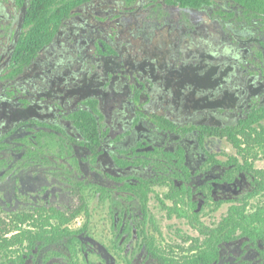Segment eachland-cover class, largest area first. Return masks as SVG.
Listing matches in <instances>:
<instances>
[{
    "label": "flooded vegetation",
    "instance_id": "flooded-vegetation-1",
    "mask_svg": "<svg viewBox=\"0 0 264 264\" xmlns=\"http://www.w3.org/2000/svg\"><path fill=\"white\" fill-rule=\"evenodd\" d=\"M30 1L0 0V238L17 235L0 264H60L56 256L81 264L93 247L107 264H117L118 253L128 264L137 256L187 264L204 231L221 223L230 231L234 206H264V13L233 0L236 9L217 10V24L177 21L169 33L185 58L175 66L162 45L145 54L118 41L116 19H132V10H95L96 27H106L81 55L27 77L79 8L140 0L85 1L13 74ZM164 1L205 9L229 0L197 8ZM233 37L249 53H222ZM62 213L72 218L64 223ZM219 247L205 264H264L260 238L242 234Z\"/></svg>",
    "mask_w": 264,
    "mask_h": 264
},
{
    "label": "rangeland",
    "instance_id": "rangeland-1",
    "mask_svg": "<svg viewBox=\"0 0 264 264\" xmlns=\"http://www.w3.org/2000/svg\"><path fill=\"white\" fill-rule=\"evenodd\" d=\"M227 3L233 5L234 9H236V6L238 5L233 0H229L221 1L220 3L205 7V9H182L179 6L165 3L164 0H140L134 5H130L128 2L103 3V6H99L98 2H93L86 8L87 11H84V8H79L77 12L67 19L66 25L54 44V48L46 49L40 53L39 62L41 65L39 67L35 66L32 69H28L25 73L27 74V77H30L32 73H43L44 69H47L50 63L55 62V59H64L66 57L72 58L81 55L82 52L85 51V43L89 41L90 38H97V34H100H95V29L100 30L102 29V26L106 27L105 22L102 26L100 24V27H96V23L99 21L95 18L94 11L100 9H114L117 13H119V10H132V19L128 17L116 19V21L119 22L117 24L119 27H115V29L118 28L120 30L118 41L124 43L129 40L139 49V51H142L145 54L151 53L154 47H160V45H162L163 49L157 50L162 52L161 54L164 55V58H170L175 66H179L184 62L182 59L185 58V55L178 51L179 47L175 41L176 39L174 38V41L172 40V35H174L175 31L171 34L169 31L171 29L174 30L177 21L180 20L186 21L189 26L192 25V22H196V20L199 19L207 21L210 26L212 24H217V20L214 16L216 15L217 10H223ZM155 14H161L162 17H145L147 15ZM138 15H140L139 18L137 17ZM143 20L146 23H144ZM148 21H152L151 23H154L155 26L153 27V25L150 24V26L145 27ZM3 25L5 27L6 24L3 23ZM83 27H85V30H83ZM0 28H3L2 24H0ZM222 48V53H226L228 56L233 57H240L242 54L249 53V51L242 50L243 48H241L237 39L234 37L228 40L226 45L222 46ZM221 67H223V65ZM63 69L64 67L60 71L62 72ZM99 69L101 74L105 75L106 69L102 67H99ZM158 244L164 245V242H158ZM58 248L62 250V246ZM79 257L81 264H107L104 255L97 247H93L87 254L82 253ZM118 257L119 260L117 264H128L130 262V257L124 256L123 253H120V255L118 253ZM141 257L142 256L131 258V263L143 264L142 261L144 258L142 259ZM64 261V257L56 256V263L67 264Z\"/></svg>",
    "mask_w": 264,
    "mask_h": 264
},
{
    "label": "trees",
    "instance_id": "trees-1",
    "mask_svg": "<svg viewBox=\"0 0 264 264\" xmlns=\"http://www.w3.org/2000/svg\"><path fill=\"white\" fill-rule=\"evenodd\" d=\"M88 0H31L25 15V31L22 33L16 49L15 58L19 69L13 71L17 74L22 71L24 65L29 64L31 60L55 37L63 20L70 12ZM210 0H180L182 6L200 7ZM237 3L247 5L255 11L264 13V0H234ZM264 190V185L263 189ZM64 223L69 218L65 213L58 215ZM74 216V215H73ZM228 218H225V220ZM230 231L226 229V224L221 223L215 230L204 231L207 235L205 239H198L192 242L190 251L198 250L197 253L186 256L185 262L192 264L198 262L205 264L217 260L219 256L220 243L225 238H234L246 234L254 238H260L264 241V206H256L251 211H246L240 205L234 206L229 214ZM208 234L210 236L208 237ZM17 235L10 239L0 238V251H9L12 246H16ZM151 248L159 250L156 242L151 241ZM159 258L162 255L156 254ZM72 264H78L72 262Z\"/></svg>",
    "mask_w": 264,
    "mask_h": 264
}]
</instances>
